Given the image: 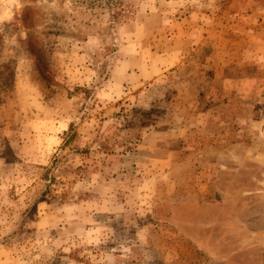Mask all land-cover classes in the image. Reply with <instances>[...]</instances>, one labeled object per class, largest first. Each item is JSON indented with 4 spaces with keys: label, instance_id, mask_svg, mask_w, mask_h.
<instances>
[{
    "label": "rangeland",
    "instance_id": "obj_1",
    "mask_svg": "<svg viewBox=\"0 0 264 264\" xmlns=\"http://www.w3.org/2000/svg\"><path fill=\"white\" fill-rule=\"evenodd\" d=\"M0 264H264V0H0Z\"/></svg>",
    "mask_w": 264,
    "mask_h": 264
},
{
    "label": "crops",
    "instance_id": "obj_2",
    "mask_svg": "<svg viewBox=\"0 0 264 264\" xmlns=\"http://www.w3.org/2000/svg\"><path fill=\"white\" fill-rule=\"evenodd\" d=\"M184 22V20H183ZM127 25H125L124 27H122V25L117 26V32H119V28L122 27L125 28ZM174 31V30H173ZM172 30H170V35L171 37L169 38V41L167 43L166 47L161 48L162 50H155V47H152L149 50V54L150 55V59H152L153 57L155 58L156 61V65H160L162 64L163 66H166L165 70L168 68H172L174 66H177L178 64L183 63L187 64L189 62V56L190 53L189 51L193 48V49H199V45L202 42H191L189 41V38L186 37V35L184 34V25L183 27L181 26L180 30L175 32V36H176V40L172 41V39H174L175 36H172ZM133 41H135L134 39L131 41L129 40V44H130V50L129 53L127 54V56H125L123 59L119 60L117 64H115V73L113 74V77L111 78V82L114 81L115 85L117 88L124 87L125 84H131V86H138V83L141 82V78L142 76L139 75V73H131L128 69L126 70V68L129 66L132 62L131 60L135 61L133 64L137 63H141L142 65H148V57L141 52V50H138V48L136 49V51L138 53H136V51H134V47H133ZM182 44V45H178ZM194 45L197 46V48L194 47ZM135 54V55H134ZM214 59V55H210L207 57L206 62L210 63V60ZM165 62V63H163ZM131 64V65H133ZM160 67V66H158ZM162 67V66H161ZM164 70V71H165ZM164 73V72H163ZM118 74V75H117ZM115 75V76H114ZM129 80V81H128ZM198 81V78H191L189 81ZM231 82H234V84L236 85L238 83V85L240 86V88L242 89L243 92H247L249 91V87L252 84V78L250 76H244V77H235L233 76V79H231ZM127 88V87H125ZM249 89V90H248Z\"/></svg>",
    "mask_w": 264,
    "mask_h": 264
}]
</instances>
